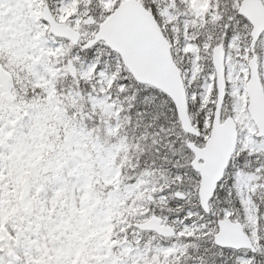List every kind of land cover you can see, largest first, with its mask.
Here are the masks:
<instances>
[{"label":"snow or ice","instance_id":"6c2138e0","mask_svg":"<svg viewBox=\"0 0 264 264\" xmlns=\"http://www.w3.org/2000/svg\"><path fill=\"white\" fill-rule=\"evenodd\" d=\"M0 264H264V0H0Z\"/></svg>","mask_w":264,"mask_h":264},{"label":"rangeland","instance_id":"374dc122","mask_svg":"<svg viewBox=\"0 0 264 264\" xmlns=\"http://www.w3.org/2000/svg\"><path fill=\"white\" fill-rule=\"evenodd\" d=\"M198 2V1H197Z\"/></svg>","mask_w":264,"mask_h":264}]
</instances>
